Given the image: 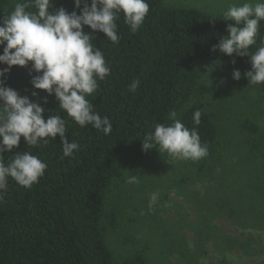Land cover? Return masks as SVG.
Wrapping results in <instances>:
<instances>
[{
  "label": "trees",
  "instance_id": "obj_1",
  "mask_svg": "<svg viewBox=\"0 0 264 264\" xmlns=\"http://www.w3.org/2000/svg\"><path fill=\"white\" fill-rule=\"evenodd\" d=\"M16 2L0 0V16L9 14ZM147 3L149 12L136 33L130 32L121 13L116 21L118 43L113 44L103 33L93 34V48H100L111 72L98 81L97 92L87 99L94 111L109 118L113 125L110 134L90 124L80 127L58 107L54 96L34 89L30 66H14L6 74L7 86L42 104L45 119L61 116L69 142L80 147L74 158L63 157L59 135L46 146H28L22 137L18 149L4 153L7 163L16 151H29L47 168L31 188L9 180L5 201L0 203V264H147L139 252L124 259L116 257L102 228L115 183L144 166L148 154L156 150H142V139L157 124L171 123L168 116L175 110L186 127L197 129L208 155L216 160L224 153L215 113L194 95L202 73L238 69L244 75L250 70L248 57L211 51L227 35V24L234 22L223 21V14L194 7L165 6L162 0ZM53 6L71 12L74 0H53ZM261 39L264 21L251 52ZM135 79L140 85L132 93L128 89ZM255 87L264 98V83ZM33 91L38 96L33 97ZM196 110L202 113L198 126L193 122ZM242 126L249 136L260 132L255 124L243 122Z\"/></svg>",
  "mask_w": 264,
  "mask_h": 264
},
{
  "label": "clouds",
  "instance_id": "obj_2",
  "mask_svg": "<svg viewBox=\"0 0 264 264\" xmlns=\"http://www.w3.org/2000/svg\"><path fill=\"white\" fill-rule=\"evenodd\" d=\"M147 0H74V10L55 8L53 0H23L16 2L9 14L0 16V203L5 201L9 180L19 186L31 188L44 175L47 164L29 151H16L5 163L4 153L18 149L21 138L28 146L48 144L59 135L63 157H73L79 144L66 137V121L59 115L47 116L39 101L21 96L6 85V74L14 66L29 67L30 83L36 90L54 96L58 107L64 110L80 127L91 125L108 135L112 123L107 116L94 111L88 96L96 93L99 84L110 75L100 48H93V34L103 33L113 44L119 42L117 19L122 13L131 33H136L149 12ZM34 8L35 11L28 9ZM227 35L213 45L211 51L229 57H248L251 68L244 73L249 84L264 83V39L257 44L261 21H264V0H243L230 4L223 12ZM85 27L90 29L86 31ZM235 63V60H232ZM35 73V75H33ZM234 80L241 79V72L234 69ZM223 83V80L221 81ZM140 80L129 85L135 93ZM32 96H38L33 91ZM44 103L47 97L43 98ZM201 111L193 113L195 125L201 123ZM175 110L169 113L171 123L157 124L154 132L142 139V150L156 148L174 160L199 161L208 155L207 144H201L196 128L189 129L177 118ZM126 182L138 183L135 174ZM157 201L153 193L149 211Z\"/></svg>",
  "mask_w": 264,
  "mask_h": 264
},
{
  "label": "rangeland",
  "instance_id": "obj_3",
  "mask_svg": "<svg viewBox=\"0 0 264 264\" xmlns=\"http://www.w3.org/2000/svg\"><path fill=\"white\" fill-rule=\"evenodd\" d=\"M238 2L243 0H162L212 14ZM232 72L202 73L194 95L215 113L220 159L174 160L156 149L144 166L115 183L102 228L116 257L139 252L147 264L264 262V98L243 74L237 81ZM243 122L257 125L259 134L249 136ZM132 174L138 183L126 182ZM153 193L157 201L149 211Z\"/></svg>",
  "mask_w": 264,
  "mask_h": 264
}]
</instances>
